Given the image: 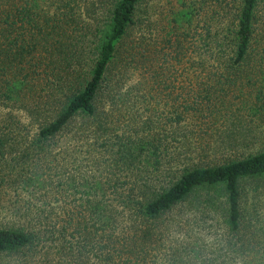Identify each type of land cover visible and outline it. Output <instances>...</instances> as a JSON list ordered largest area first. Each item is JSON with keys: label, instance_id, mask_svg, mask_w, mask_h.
Masks as SVG:
<instances>
[{"label": "trees", "instance_id": "1", "mask_svg": "<svg viewBox=\"0 0 264 264\" xmlns=\"http://www.w3.org/2000/svg\"><path fill=\"white\" fill-rule=\"evenodd\" d=\"M0 264H264V0H0Z\"/></svg>", "mask_w": 264, "mask_h": 264}]
</instances>
